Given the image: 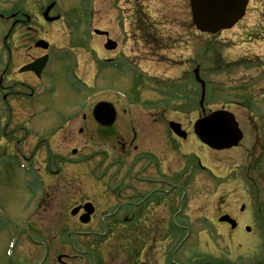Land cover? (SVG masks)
Instances as JSON below:
<instances>
[{"label": "rangeland", "instance_id": "374dc122", "mask_svg": "<svg viewBox=\"0 0 264 264\" xmlns=\"http://www.w3.org/2000/svg\"><path fill=\"white\" fill-rule=\"evenodd\" d=\"M2 1L0 0V10L12 11L16 3H20V6L27 13L31 12L35 18L32 25H14L10 31L3 21H0V38L8 31L6 47L16 45V48L12 47L11 53L13 56L11 71L14 74L18 75L16 67L44 53L33 49V41L39 38L48 40L52 49L66 46L63 52H68L73 57L74 49L80 57L79 72L84 79H89L86 77L95 74L93 63L95 53L90 49L96 46L93 40H99L95 36H89L85 44L74 47L83 42L82 34L88 35L93 29L107 31L109 37L119 44V50L107 54L106 57L118 55V58H115L116 64L103 65L100 73L102 77L95 88L85 82L76 83L83 86L73 88L71 84L74 79L70 78L73 70L71 57L64 58L66 54L61 55V66H56L58 63L54 58L53 67L49 69L50 78L47 76V79L39 80L37 84L40 106L34 114L38 118L35 122L48 123L36 134L30 116L24 118L23 129L14 133L9 131L5 133L3 125L9 118L10 110L0 102V264H42L41 261L38 263L36 260L25 259L30 247L24 236L33 232L29 227L34 226L29 218L35 205L31 202L29 194L35 192L43 181L41 175H44L45 166L38 161V158L44 161L45 152H51V136L69 137L70 119H74L73 136L71 139H60L54 143L55 152L52 154L56 153L57 162L63 161L61 159L63 157L68 158L71 163L67 168L65 167L59 177L69 182L75 204L88 199L89 183H96L100 188L105 189V185L109 184L107 179H111L112 186L106 187L104 192L108 193L110 188L115 195L114 182L117 177L118 183L124 179L131 180L130 182L134 180L133 186L141 191L138 187L139 185L141 187V184L135 176L138 179L152 176L147 169V161L141 160L142 153L151 157L153 153L164 163L168 173L166 178L169 179L165 180L164 184L166 187H172L174 191H171L173 195H170L171 203L165 204L163 208L161 202L155 203L157 206L150 207L149 218L146 214H140L129 224L117 220L116 226L113 224V219H110L106 222L113 225L106 237L99 240L86 236L81 237L83 239L76 238L81 244L80 247H83L82 242L85 238L90 239L91 242L100 241V249L91 248L99 264L101 261L99 259H107L106 264H201L207 259L219 260L220 264H257L262 255L261 264H264V244H260V242L264 243L262 233L264 229L262 232L258 229L263 224L261 220L264 217V210L258 211L256 204V200L260 197L264 199V159L259 158L260 150L255 148L258 138L255 137L256 134L253 135V129L261 127L259 129L264 130V99H262L264 98V0H250L244 18L229 31L214 36L200 34L194 29L189 0H62L58 5L61 11H57L64 19L57 23L40 20L44 0H13V2L5 0L3 6ZM86 11L90 13L88 18L93 21L92 25H84ZM76 18L80 20L78 25ZM136 32L145 37L138 43L128 38V35ZM75 35L81 36L76 40ZM159 46L165 48L162 52L164 55L152 58L151 53ZM131 48L136 51L132 52ZM148 49L151 52L145 53ZM137 50L144 52H140V56H137ZM6 57L7 51L0 41V80L8 81L10 72L6 68L8 64ZM141 58L146 62H139ZM220 59L225 63H233L227 64L224 68L221 66L219 69L214 65L215 61L219 63ZM125 61L131 68V64L134 67L136 66L134 63L142 64L143 69L162 79L160 82L178 81L188 86V93L193 92V98H187L182 105L176 103L166 108L164 118L179 121L189 133L186 139H179L178 144L173 137L167 138L171 146L177 144L175 148L172 149L165 142L161 125L151 123L152 114L158 112L159 116L162 115L158 104L161 102L168 105L170 102V97L162 99L167 94L166 88L165 92L155 90L154 84L157 80L153 82L147 77L140 81L133 92L132 87L137 72L132 73V69L130 70ZM157 61L162 64L155 66ZM196 63H199V69L203 71V79L209 81L212 88L217 89L215 94L216 92L220 94L208 100L206 109L225 108L235 114L245 133L240 148L229 152H214L203 146L192 134L191 122L199 114V111L195 110L197 88L195 83L193 84L191 75ZM126 68L132 74L127 75ZM23 76L31 77L29 74ZM189 82H192V85ZM15 88L20 90L16 86ZM17 89H12L11 93L20 94ZM91 90L99 97L106 94L114 97L120 91L127 96V101L118 98V107L122 108L130 103L132 106L127 105V107L136 113L138 118L144 117L139 122H146L145 133L155 132L154 136L144 138L139 147V151L142 152H133L131 149L119 152V148L106 156L100 152L103 149L110 151L113 137L128 136V120L123 112L118 114L116 123L112 127L115 133L109 130L107 134L103 130L102 135H108L111 141L107 138L103 142L94 137L97 126L92 119L89 123L87 119L84 121V124L89 126L90 136H84V132H77L78 127L83 130L81 125L87 109L84 99ZM184 90L186 87L180 89L182 96L185 94ZM175 93L178 97L177 89L171 95L175 97ZM248 95L259 105L255 102L251 105L246 104L242 98ZM134 98L139 102L141 98L146 105L134 103ZM231 98L235 99V104L230 102ZM158 99L161 100L158 104H154ZM11 104L16 102L11 101ZM75 116L79 118H74ZM30 136H34L37 144L45 148V152H37L38 157L34 150H25L22 149L21 144L19 145L21 140ZM74 148L77 149L75 155L71 153V149ZM190 155H194L193 159H195L192 160ZM116 157L118 162L115 160ZM258 158L263 168L262 175L256 176L261 194L255 199L249 189V183L243 179L241 170ZM138 161L141 165L135 164ZM47 162L53 164L51 158ZM86 168L93 169L89 171L90 175ZM212 173L219 176L218 179L223 180L224 183L216 185ZM124 184L126 181L123 182ZM103 198L99 200L100 206L114 208L118 203L115 199L108 203ZM128 199L131 203L138 198L134 196ZM241 203L245 205L243 212L238 210ZM133 209L134 206H131L132 211ZM103 213L108 215L105 209ZM223 213H230L240 220L238 231L233 232L227 224L217 222V218ZM100 215L101 213H96L92 217L94 227L99 226ZM74 221L75 226L77 219L75 218ZM45 225H51L50 219ZM244 225L251 226L249 233L243 230ZM91 227L86 225L84 230H89ZM178 228H184V231ZM147 257L150 261L146 259ZM75 264L92 263L89 260L86 262L80 260Z\"/></svg>", "mask_w": 264, "mask_h": 264}, {"label": "flooded vegetation", "instance_id": "af4514ba", "mask_svg": "<svg viewBox=\"0 0 264 264\" xmlns=\"http://www.w3.org/2000/svg\"><path fill=\"white\" fill-rule=\"evenodd\" d=\"M20 5H21L20 3H16V5L14 6L15 8L9 13L3 14V16L4 17L6 16V21L13 25L14 24L15 25L22 24L23 26L24 25L27 26L29 24L32 25L35 21V18L31 14V12L27 13L26 10ZM141 52H144V51H141ZM149 52L151 51L147 50L145 53H149ZM161 52L162 51L155 50L151 54H156V53H161ZM32 60L34 59H31L30 61ZM93 63L96 67L98 66L97 64L98 62L95 59L93 60ZM27 74H29L31 77L27 76L23 80L22 78L18 81L14 80V83H11V82L7 83L5 86L1 88L3 90L2 97L6 103L5 106L10 110L9 118L5 120L4 125H3V130L5 133L7 131H9L10 133H14L18 131L19 129H23L24 128L23 125L25 123L23 122V120L24 118H27L28 116H30L29 118H31L33 122L35 134L42 131V129H44L47 126L48 122L47 123L35 122V119H38V118L34 114L36 110L38 109V107L40 106L39 98L37 97L38 81L36 80L35 78L36 76L32 72H27ZM31 79H33V81H31ZM15 86L20 88V90L15 88ZM12 89L19 90L20 94L16 93L17 95H13L11 93ZM9 93H11V95H9ZM11 101L16 102V104H11ZM99 101L112 102V104H114L116 108V119H117L118 100L114 98H109V97H100V98H95L88 103V105L86 106L87 107L86 114L83 115L82 122L84 124V121H86L87 119L89 123V121L92 119L96 123V126H97V130L95 132L96 134H99V135L103 134V130H105L107 134L109 130L115 133L112 127L115 125L116 120L109 127H104L96 121V119H103L105 121V119L108 116L107 113L102 110L96 113L92 112L93 107L95 106L94 104H96ZM166 110H167L166 107L161 105L159 107V111L162 112V115L159 116L158 112H156L154 115H152L151 122H153L154 124H157V123L160 124L161 132L164 131L165 134L168 133L169 135H171L170 131L166 128V124L168 125V122L170 121V119L164 118ZM125 111L127 110L125 109L124 112ZM74 118H76V116ZM73 120L74 119L72 120L70 119L69 137L67 136L68 138L66 139H71V137L73 136V133H74ZM128 122H129L128 125H130L131 136L115 137L114 148L116 149L119 148L121 151L125 149L130 151L131 149L133 150V152H142V151H139V147L141 143L143 142L144 138L154 136L155 132L150 133L151 136H149L150 134H146L145 132H147V130H145V122H141V123L134 122L133 125L131 123L132 121L128 120ZM82 126H83V130L79 129L78 127L77 132L78 133L85 132L86 135L90 136L91 134H90L89 126H87V124H84ZM51 138H52V143L50 145L51 147L50 153L45 152L44 151L45 148L37 144L36 140L34 139V136L24 138L23 140H21V142H19V145L21 144L22 149L34 150L35 153L38 151H44L46 154L45 159L47 161L50 158L53 160V164H50L47 161L43 163V166H45L43 167L44 171L46 173H49L48 178H45L43 179V181H41V185L39 186L36 193L29 194L30 197H33L31 198V202L34 203L35 205L32 213L30 214L31 216L33 215L34 217H37L36 219L39 218L37 222L38 224L34 226L32 229L34 230L35 233L39 235L40 238L44 239L45 242L43 243V241H36V244L29 251V253L25 256V259H28L27 261L38 260L37 262L39 263L41 261L42 264H73L76 261V259L82 260L85 256L83 254H88L91 248L97 247L100 249L101 244L96 241L91 242L90 239L85 238L83 243L86 245V251L78 253L77 252L78 249H76L74 243L71 242L73 235L69 234V231H67L68 226H66V223H62L59 220L66 221V222L70 221L71 223H74L73 219L69 220V218L67 217V213H69L70 209L79 206L80 209L77 213V216H80L84 214L85 212V208H84L85 204L91 203L92 205L90 204L88 207L92 209L93 213L91 214V217L89 220L90 222L87 225L90 224L92 227H94L92 225L94 222L92 217L96 213H99V210H100V204L96 203L97 202L96 199H98L99 193L98 191L95 190L93 196H88L89 198L85 199L83 202H78L76 204L73 202L74 196H73L71 187H69V184L64 179L58 177L61 171L59 167L60 163H57L55 161L56 157H52V155L54 154V153L52 154V152H55V149L53 148V144L57 143L59 139L58 137H56V135L51 136ZM255 148L260 150L261 156L259 158L264 159V145H258ZM101 151L104 152V150H101ZM145 156L146 155L142 153L141 158H144ZM116 162H118V159ZM137 163H140L139 165H141L140 161L136 162L135 164ZM50 165L52 167H49ZM147 165L149 166L147 167L149 172H152L153 174H155L154 172H156V170L159 171V172H156L157 175H160V170L164 168V163L160 161L159 158L156 156H154L152 161L148 163ZM156 165H157V169L155 167ZM250 166L251 164L245 167L246 169H248ZM125 181H126V184L123 185V182ZM130 181L131 180L124 179L119 184H117V186H119L118 188L119 194L121 196V192L122 193L124 192L125 196L124 195L123 196L125 200L118 203V206L116 207L115 211L112 212L113 216H117L119 212L125 213L123 217L126 220H128V217L135 215L134 214L135 211L131 210V206H135L136 210H138V206H140L141 204H145V202H148V204H151L155 201V199H153L152 202L149 203L150 197L154 198V196H156L155 198L156 199L159 198V201L162 199L163 201L162 208H163V205H165V201H169L168 197L170 196V193H168L169 192L168 190L166 189L164 190L165 178L151 177L148 179H144V181L139 180L138 182L141 184V189L144 190V193L142 194L140 193V191L136 190V188L133 186L132 182L134 183V180L132 182ZM138 187H140V185ZM106 196L109 197L108 195ZM134 196L137 198L142 196V198L139 201L136 200L135 202H131V203L129 201H126L130 197L134 198ZM128 206H130V208H128ZM146 210H147L146 211L147 213H150L151 210L149 209V205L146 206ZM144 211L145 209L144 210L139 209L138 213L144 212ZM48 219H50V222H51V225L49 226L45 225ZM41 221H44V222H41ZM59 223H62V224L59 225ZM70 228H72L71 225H70ZM71 232L72 231L70 230V233ZM65 233H67V235L69 236V241H66L65 239H63V241H60L59 235L60 234L64 235ZM86 233L89 234L87 238H90L92 237L90 234H93L96 232L86 231ZM42 244L45 245L44 248L41 246ZM98 252H100V250H98Z\"/></svg>", "mask_w": 264, "mask_h": 264}, {"label": "water", "instance_id": "95a60500", "mask_svg": "<svg viewBox=\"0 0 264 264\" xmlns=\"http://www.w3.org/2000/svg\"><path fill=\"white\" fill-rule=\"evenodd\" d=\"M247 2L248 0H190L193 23L201 32L215 33L220 29L230 28L243 16ZM47 12L48 9L45 15ZM37 45L45 47L46 44L40 41ZM41 62L42 60H38L37 64L26 66L25 70L40 71L39 68L43 65L41 67L38 66L41 65ZM194 75L204 89V82L198 76V68L194 70ZM102 104L107 107L110 106L105 103ZM103 105H99V108H103ZM200 105L202 106V99ZM111 114V118L105 123L107 125L114 120L113 112ZM170 127L176 134L185 137V132L181 131L178 123L171 121ZM194 131L203 143L214 149H226L236 145L242 136L234 116L224 110L215 111L208 115L204 114L202 118L200 117L195 121ZM72 213L74 214L75 211H72ZM82 221L85 222L86 219L84 218ZM219 221H228L231 223V227L235 226V223L226 215L222 216Z\"/></svg>", "mask_w": 264, "mask_h": 264}]
</instances>
